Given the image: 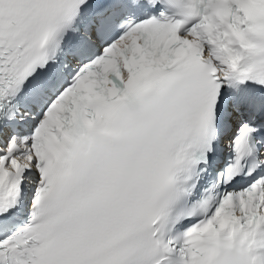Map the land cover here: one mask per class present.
Masks as SVG:
<instances>
[{"label": "snow or ice", "instance_id": "6c2138e0", "mask_svg": "<svg viewBox=\"0 0 264 264\" xmlns=\"http://www.w3.org/2000/svg\"><path fill=\"white\" fill-rule=\"evenodd\" d=\"M0 264H264V0H0Z\"/></svg>", "mask_w": 264, "mask_h": 264}]
</instances>
